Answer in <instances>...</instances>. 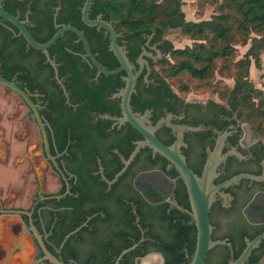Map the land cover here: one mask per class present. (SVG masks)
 <instances>
[{
  "label": "trees",
  "instance_id": "1",
  "mask_svg": "<svg viewBox=\"0 0 264 264\" xmlns=\"http://www.w3.org/2000/svg\"><path fill=\"white\" fill-rule=\"evenodd\" d=\"M85 1L2 0V5L13 15L21 19L28 18L26 26L29 32L41 43L47 42L54 35L57 24H72L80 28L88 38L97 60L106 68L115 69L119 67L120 62L110 49V35L106 34L104 28L89 26L82 19ZM181 7V0H93L90 18L95 19L99 14H103L105 20L114 22L119 33L118 42L126 47L127 55L137 69V59L143 47L150 52L151 47L146 44L149 36L154 34V40L161 41L158 45L161 56L156 60L146 57L151 72L148 74L145 67L138 78L136 92L131 99L133 110L140 113L152 110V120L155 122L164 116V108L176 113V104L181 103L187 108L196 107L201 112L200 116L191 122L192 126L203 124L204 127L217 128H222L219 123L222 117H233L236 112L240 119L255 129L259 138L253 152L255 156L264 158V92L250 79L252 59L259 65L264 52V0H223L219 14L199 22L186 20ZM173 29H180L182 34L190 37L193 40L192 45L176 47L166 38V34ZM253 34L255 36H252ZM250 39V48L244 57L234 64V85L223 91L222 102L213 99L206 104L188 102L175 91L174 82L178 83L181 91L187 92L191 88L188 82L177 81L181 77L211 84L218 68L231 69L229 62L235 56V45H245ZM85 52L82 41L71 31L65 32L49 47V53L57 63L61 84L45 53L29 46L19 29L9 20L0 17V75L8 80H16L22 89L31 94L34 102H37V98L33 93L40 94L43 105L40 113L47 122L50 139H54L56 143V150L52 149V153H60L66 149L58 161H64L68 167L71 163L75 168H69L76 173L80 181L83 179L85 183L91 184L96 180L91 173L92 156L84 154V161H79L77 151L73 147L89 148L84 145H96L98 139L106 137L110 132L118 133L116 128L108 130L115 121L102 115H122L121 99L112 96L125 86L123 77L127 73L122 71L116 75H98L97 68L83 58ZM220 60L224 62L222 68L218 65ZM147 74L148 82L145 80ZM127 124L131 127L121 138V143L116 145L119 153H113V156L117 165L107 175L108 179H113L124 166L120 154L127 159L135 148L132 140L141 137L138 130L130 123ZM212 132V129L208 128L207 131L197 134L207 136ZM161 141L167 145L172 144L171 140ZM182 149L186 155V149ZM142 153H146V157L151 161L150 165L145 164L142 169L154 166L157 159L163 161L164 165L161 164L160 169L168 176L176 178L175 193L180 205L189 208L186 185L176 169L173 167L168 170L169 161L160 154H156V159L152 158L153 151L149 147L141 149L134 163ZM206 159V156L200 157L196 168L190 165L188 159L187 162L193 171L201 175ZM132 165L116 183L129 182L127 186L133 191L132 180L135 172L129 175ZM79 183L78 181V185ZM105 186L107 187L106 182ZM137 197L142 196L137 194ZM145 205L151 207L148 214L143 210ZM168 208L166 203L151 205L137 199L136 213L125 210L123 216H75L76 220L68 230H74L88 217L91 218L81 231L93 232L99 228L98 224L110 223L107 239L100 243L102 259L99 264H114L124 249L140 242L143 231L144 240L136 249L126 253L120 264H138L142 257L153 251L163 255L165 264H188L195 250L196 225L190 222L193 219L187 212L178 208L168 211ZM263 231L264 224L254 225L251 229L231 225L223 236L213 233V240L228 237L232 247L215 246L209 251L205 264H227L232 257L237 258L243 252L246 246L245 238L252 240ZM263 254L264 239L259 247L252 251L246 264H257Z\"/></svg>",
  "mask_w": 264,
  "mask_h": 264
},
{
  "label": "flooded vegetation",
  "instance_id": "2",
  "mask_svg": "<svg viewBox=\"0 0 264 264\" xmlns=\"http://www.w3.org/2000/svg\"><path fill=\"white\" fill-rule=\"evenodd\" d=\"M154 37V34L150 35L146 44L151 47L150 52L153 56L150 58L156 60L159 58L158 45L161 44V41L154 40ZM11 81L19 85L16 80L12 79ZM6 89L10 90L8 87ZM28 94L31 97V94ZM33 95L37 98V102H33L38 105L40 111L43 108L40 94L33 93ZM19 97L29 109V114L25 115L26 118L36 124L40 132L41 157L47 164V170L43 173L44 181H42L36 167L30 164L28 160L27 165L16 167L14 171L18 170V179H20L23 172L24 177L27 178L28 176V178H24L23 185L19 181L7 184L9 188H13L14 183L18 186V196L13 199L9 197L8 190L5 192V189H7L5 187L7 186L6 182H0V187L3 189V195L0 193V264H99L102 259L100 243L107 239L106 234L110 231L108 229L110 223L98 224L99 228L93 230V232L81 231L91 218L88 217L80 226L69 231L68 228L76 220L75 216H123L125 210L136 213L137 199L151 205L166 203L169 207L168 211L178 208L176 203L180 205V200L175 193L176 178L168 176L160 169L159 166L164 165L162 160L157 159L154 166L149 169H142L143 165L151 164L150 159L146 157V153H142L135 163L133 162L134 159L129 165L131 166L134 163L129 172V175L135 172L132 180L133 191L127 186L129 182L109 183L114 178L108 179L107 175L117 165L113 156V153H119L116 145L121 143V138L131 127L127 123L117 127L113 122L111 129L108 130L116 128L118 133L110 132L106 137L98 139L96 145L85 144L84 146L89 148L84 149L78 148L79 146L73 147L77 151L79 161H84V154L92 156L93 169L91 173L96 180L88 184L83 179V182L80 181L76 173L69 168H75L71 163L68 167L64 161H61V163L58 161L66 152V149L60 153H52V149L56 150V143L54 139H50L47 131L50 153L62 172L57 169L53 160L48 158L43 133L37 119L34 117V112L20 95ZM176 106V113L169 112L164 108L165 114L161 118L172 115L171 119L174 123L192 126L191 122L201 114L196 107L187 108L181 103H177ZM153 116L151 110L150 119L155 124L159 119L154 122L152 120ZM43 121L47 130V122L44 118ZM219 123L222 128L203 126L204 129L201 131L185 132L187 146L184 148L187 151L186 156L190 165L196 168L200 157L206 156L207 158L209 149L213 150L215 148L219 135L229 131L230 134L226 139L222 154L236 148L242 153L243 158L229 155L219 166L215 184H220L241 173L261 175L264 171V158L255 156L253 152L257 140L246 145L243 143L245 122L235 112L233 117H222ZM207 127L213 131L210 135L201 136L197 134L207 131ZM156 135L159 139L171 140L172 143L176 139V133L166 125L160 127ZM143 138L141 134V137L132 140L135 147L136 142ZM71 156L69 155V157ZM152 158L156 159L157 155L153 153ZM120 159L122 160L121 154ZM91 162L88 163V167ZM0 167L3 169L4 165L3 167L0 165ZM167 169L172 170L173 167L167 164ZM158 171H162L165 175L158 173ZM52 175L56 176V180L51 177ZM78 181L80 182L79 185ZM223 191L229 193L232 197L227 201L222 197H218L213 203L210 210V220L214 227L212 235L215 233V235L223 236L231 225H241L251 229L254 225L264 224L263 181L243 178L238 183L224 188ZM137 194L142 197H137ZM123 195L125 197H122ZM187 198L189 208L185 209L190 210L188 192ZM143 210L148 214L151 207L145 205ZM190 222L193 223L192 220ZM63 233L64 235L61 238ZM142 233L144 235L145 231ZM224 239H228V237Z\"/></svg>",
  "mask_w": 264,
  "mask_h": 264
},
{
  "label": "water",
  "instance_id": "3",
  "mask_svg": "<svg viewBox=\"0 0 264 264\" xmlns=\"http://www.w3.org/2000/svg\"><path fill=\"white\" fill-rule=\"evenodd\" d=\"M93 4V0H86L82 7V19L89 26H97L99 29L104 28L106 34L110 35V49L113 51L115 56L118 58L120 65L115 69H108L102 63H100L94 53L92 52L88 38L86 37L83 30L72 25V24H57V31L54 35L45 43L38 42L29 32L26 24L27 19H21L17 15H13L3 8L2 0H0V17H3L13 23L18 29L20 34L24 36L29 46H32L38 50H41L45 53L47 60L54 67L56 72V77L58 81L62 84V80L58 75V68L56 61L51 57L49 53V47L53 45L60 36L65 32L71 31L78 35L79 39L82 41L85 54L83 58L89 60L98 70L99 74L105 75H116L122 71L127 73L123 77L125 81V86L119 91L113 94V98L121 99V116H111L109 114L102 115L106 119H111L115 121V124L123 125L125 123H130L135 129H137L142 135L143 139L136 142V147L131 152L130 156L126 159L122 157L124 163L123 168L115 175L112 181L109 183L116 182L119 177L127 170L129 165L135 159L137 154L141 151L142 148L149 147L152 149L154 155L160 154L169 161V166L174 167L179 173L180 178L186 185L191 209H185L179 204L176 203L177 207L188 214L191 215L193 222L197 228V240L195 245V250L193 256L190 258L188 264H205V261L208 257V253L217 245H226L230 248L232 244L228 239H212L213 225L210 220V210L213 203L217 200L218 197H222L224 200L230 199L232 196L229 193L223 191L224 188L229 187L232 184L238 183L243 178H249L256 181L264 182V171L261 175L241 173L233 176L230 179L225 180L220 184H215V179L218 176V169L220 164L226 160L229 155H236L240 158H243L242 153H240L236 148L228 151L225 154H222V149L225 145L226 139L230 134L229 131H225L220 134L216 143V146L213 150L209 149L206 162L202 174L199 175L189 166L187 162V157L183 153V147H186L185 142V132L186 131H201L204 129L203 126H189L181 125L174 123L172 121V115L159 119L155 124L152 123L150 116L151 110H146L144 113L135 112L131 105L132 95L136 92V84L138 78L144 71L145 67L148 69V74L151 71L149 61L146 57H152L153 54L148 52L146 47H143V51L139 55L137 62L139 68L137 70L135 64L129 59L128 51L125 46H122L118 42L119 33L117 32L114 22L107 21L103 18V14H99L97 18H90V10ZM59 9V7L57 8ZM159 57L161 56V51L158 50ZM148 74L145 76L146 80ZM0 84L8 87V89L18 93L26 102V104L33 110L34 117L37 119V122L40 126V129L43 133L45 150L49 159L53 160L54 165L58 170L61 171L58 163L55 161L54 157L50 153L48 134L45 126V122L40 114L38 105L33 102L28 92L22 89L14 81L8 80L0 75ZM64 91L67 94L65 87L63 86ZM166 125L170 127L176 133V139L172 144L163 143L156 135L157 130ZM62 172V171H61ZM160 174H164L162 171H158ZM165 175V174H164ZM64 176V174H63ZM78 230V229H77ZM69 237V236H68ZM264 239V231L258 234L255 238L250 240L246 238V246L243 252L237 258H231L227 264H246L249 260V257L252 254V251L259 247L260 243ZM144 240V235L142 236L140 242H135L132 246L124 249L116 258L114 264H120L123 256L136 249L140 243ZM163 258V264L165 260L163 255L160 252H155ZM257 264H264V254Z\"/></svg>",
  "mask_w": 264,
  "mask_h": 264
},
{
  "label": "rangeland",
  "instance_id": "4",
  "mask_svg": "<svg viewBox=\"0 0 264 264\" xmlns=\"http://www.w3.org/2000/svg\"><path fill=\"white\" fill-rule=\"evenodd\" d=\"M160 1L167 2V0ZM181 1V9L185 13L186 20L195 22L208 20L214 15L219 14L223 2V0ZM252 36L255 35L253 34ZM166 38L171 40L173 44L179 48L192 45L193 43V40L182 34L180 29L170 30L166 34ZM251 44V39L245 45L241 43L236 44L235 56L232 61L229 62L231 64V69L220 70L217 67L216 75L211 84H204L199 81L188 80L187 77H181L177 81H186L191 88L187 92L181 91L178 88V83L174 82L175 91L188 102L204 104L211 99L222 102L221 95H224L223 91L232 88L234 85V78L232 77L235 71L234 64L244 57ZM223 64L224 62H222V60L218 62L220 68L223 67ZM259 65H257L255 59H252L250 79L257 88L262 89L264 92V52L261 56ZM26 114H29V109L22 103L19 95L14 91L7 90L4 85L0 84V165H2V167L4 165L5 167H3V169L0 167V182H6V185L11 182L16 183L17 181L23 185L24 178H26L24 177L25 175H23L24 172L22 176H20V179H18V170L14 171V169L16 170V167L19 165H27L28 161L36 167L41 180L44 181L43 173L47 170V164L41 157L42 148L39 140L40 132L37 125L26 118ZM258 138L259 136L251 124L245 122L243 143L246 145L258 140ZM262 141L264 143V136L262 137ZM51 177L56 180V176L52 175ZM15 183L13 188H9V185L5 186L7 188L5 192L8 190L9 197L12 199L18 196V186H16ZM2 190L3 189L0 187V193L3 195ZM138 264H163V258L160 255L153 254L141 259Z\"/></svg>",
  "mask_w": 264,
  "mask_h": 264
},
{
  "label": "crops",
  "instance_id": "5",
  "mask_svg": "<svg viewBox=\"0 0 264 264\" xmlns=\"http://www.w3.org/2000/svg\"><path fill=\"white\" fill-rule=\"evenodd\" d=\"M153 254H154V255H158L157 253L153 252V253L148 254L147 256H150V255H153ZM147 256H145V257H147ZM145 257H144V258H145Z\"/></svg>",
  "mask_w": 264,
  "mask_h": 264
}]
</instances>
